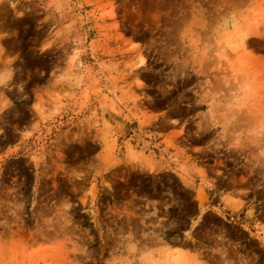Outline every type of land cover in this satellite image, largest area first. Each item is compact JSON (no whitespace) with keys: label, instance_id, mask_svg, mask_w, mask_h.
Instances as JSON below:
<instances>
[{"label":"rangeland","instance_id":"rangeland-1","mask_svg":"<svg viewBox=\"0 0 264 264\" xmlns=\"http://www.w3.org/2000/svg\"><path fill=\"white\" fill-rule=\"evenodd\" d=\"M0 264H264V0H0Z\"/></svg>","mask_w":264,"mask_h":264}]
</instances>
